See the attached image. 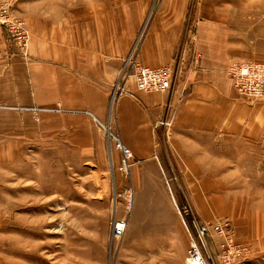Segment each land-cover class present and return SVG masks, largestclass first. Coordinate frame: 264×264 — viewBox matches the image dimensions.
I'll return each mask as SVG.
<instances>
[{"label": "crops", "instance_id": "0c3cea01", "mask_svg": "<svg viewBox=\"0 0 264 264\" xmlns=\"http://www.w3.org/2000/svg\"><path fill=\"white\" fill-rule=\"evenodd\" d=\"M17 16L25 22L29 43L26 55L18 52L0 28V136L56 132L59 117L110 121L109 129L114 127L139 169L136 178L146 181L127 218L128 246L157 244L162 264H185L191 232L164 183L172 178L165 165L180 157L187 170L172 175L181 180L243 179L245 173L230 165H245L253 156L247 148L264 146V97H240L226 69L231 60L264 61V42L254 49L238 39L234 50L226 29L207 18L188 46L182 42L181 15H154L136 59L148 67L170 66L173 83L164 91H138L129 82V92L111 103L121 57L145 15H62L60 21L53 15ZM103 149L97 146V157ZM189 193L195 196L191 210L206 219L216 199L203 200L191 187Z\"/></svg>", "mask_w": 264, "mask_h": 264}, {"label": "rangeland", "instance_id": "374dc122", "mask_svg": "<svg viewBox=\"0 0 264 264\" xmlns=\"http://www.w3.org/2000/svg\"><path fill=\"white\" fill-rule=\"evenodd\" d=\"M33 14L53 15L59 21L62 15H145L122 63L130 53L137 57L154 15H181L182 42L188 46L197 26L207 18L218 20L226 29L234 50L238 39L254 49L264 42V0H24L23 4L0 0V15L15 16L27 32L17 15ZM3 33L21 53L13 38L5 30ZM236 61L264 65L260 60H231L229 65ZM228 77L234 91L246 101L264 97L242 95L232 76ZM171 79L173 83V73ZM129 82L135 90L144 91L137 89L132 78ZM126 86L123 93L129 92ZM59 120L56 132L0 136V264H162L157 244L152 249L141 243L128 246L125 231L118 240L111 237V220L124 218L127 224L134 197L141 194L146 181L136 178L139 169L132 157L126 171L119 168L121 156H116L120 150L104 128L110 121L108 125L95 119L90 123L76 115L67 118L69 121ZM109 130L119 138L114 127ZM94 143L104 147L99 157ZM247 151L253 156L247 157L245 165H230L231 170L245 173L243 179L181 180L176 178L177 172L187 167L180 157L173 156L165 165L172 178L164 183L171 188L175 205L209 264H264V146ZM190 187L205 192L201 199L212 197L216 199L213 204L219 205L217 209L211 205L204 220L191 210L189 204L195 196H190ZM250 188L260 190L258 196L247 195ZM215 224L223 233L213 229ZM196 226L208 229L202 243ZM225 248L232 254L221 258Z\"/></svg>", "mask_w": 264, "mask_h": 264}, {"label": "built area", "instance_id": "2783aa9c", "mask_svg": "<svg viewBox=\"0 0 264 264\" xmlns=\"http://www.w3.org/2000/svg\"><path fill=\"white\" fill-rule=\"evenodd\" d=\"M0 28H3L8 35L13 38L21 53L26 52L28 32L23 27L22 22L13 15H0ZM227 74L232 76L235 83L236 90L242 95H250L254 97H261L264 95V65L253 64L252 62H232L226 69ZM171 69L166 66L148 67L140 64L136 56L130 53L126 59L123 60L119 70L118 78L116 79L112 93L111 103H114L116 97L124 92L126 83L129 78H132L135 86L139 90L144 91H164L171 87ZM108 136L114 137L116 140V147L120 150L121 160L119 168L127 170L129 158L132 157L129 149L124 146L118 137H116L109 127H104ZM126 228V220L124 218L111 220V237L118 240L122 237ZM216 232L223 233L222 227L219 224L213 225ZM197 238L203 242L204 234L208 230L204 226H196ZM229 239H227V242ZM220 257H229L231 251L224 249ZM208 253V252H207ZM234 256V255H233ZM210 257V256H208ZM185 264H209L207 257L202 253L195 236L191 235L190 242L186 251Z\"/></svg>", "mask_w": 264, "mask_h": 264}]
</instances>
